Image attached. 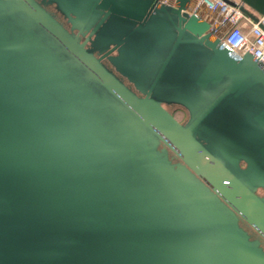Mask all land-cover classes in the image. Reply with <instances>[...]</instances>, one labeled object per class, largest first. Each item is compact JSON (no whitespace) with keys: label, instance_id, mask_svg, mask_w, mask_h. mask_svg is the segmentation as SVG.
I'll list each match as a JSON object with an SVG mask.
<instances>
[{"label":"water","instance_id":"95a60500","mask_svg":"<svg viewBox=\"0 0 264 264\" xmlns=\"http://www.w3.org/2000/svg\"><path fill=\"white\" fill-rule=\"evenodd\" d=\"M191 1L0 0V264H264V63Z\"/></svg>","mask_w":264,"mask_h":264},{"label":"built area","instance_id":"2783aa9c","mask_svg":"<svg viewBox=\"0 0 264 264\" xmlns=\"http://www.w3.org/2000/svg\"><path fill=\"white\" fill-rule=\"evenodd\" d=\"M191 10L210 22L215 28L212 37L219 38L236 58L250 53L264 63V17L254 19L240 5L227 0H196Z\"/></svg>","mask_w":264,"mask_h":264},{"label":"crops","instance_id":"0c3cea01","mask_svg":"<svg viewBox=\"0 0 264 264\" xmlns=\"http://www.w3.org/2000/svg\"><path fill=\"white\" fill-rule=\"evenodd\" d=\"M240 5L242 9L254 19L264 17V0H227Z\"/></svg>","mask_w":264,"mask_h":264},{"label":"flooded vegetation","instance_id":"af4514ba","mask_svg":"<svg viewBox=\"0 0 264 264\" xmlns=\"http://www.w3.org/2000/svg\"><path fill=\"white\" fill-rule=\"evenodd\" d=\"M105 60H106V62H108L107 59H105ZM126 81H127V80H126ZM167 108H168L170 111H172V113L174 114V116H175L179 121H181V122H183V123H185V122L187 121V119L189 118V112H188V110H187L185 107L181 106V105H169V106H167ZM179 113L184 114V115H185V118L181 119V118L178 116ZM170 153L174 156V160H175V161H181V159L178 158V157H177L172 151H170ZM243 222H244V221H243ZM244 224L246 225V227L248 228V230L251 231L250 227L246 224V222H244Z\"/></svg>","mask_w":264,"mask_h":264},{"label":"rangeland","instance_id":"374dc122","mask_svg":"<svg viewBox=\"0 0 264 264\" xmlns=\"http://www.w3.org/2000/svg\"><path fill=\"white\" fill-rule=\"evenodd\" d=\"M51 8H52V9H54V7H53V6H52ZM54 10H55V9H54ZM62 18H63V20H65V19H64V17H62ZM178 116H179L181 119L185 118V115H184V114H182V113H179V114H178ZM260 192H261L262 194L264 193V191H263L262 189H261V191H260Z\"/></svg>","mask_w":264,"mask_h":264},{"label":"bare ground","instance_id":"6f19581e","mask_svg":"<svg viewBox=\"0 0 264 264\" xmlns=\"http://www.w3.org/2000/svg\"><path fill=\"white\" fill-rule=\"evenodd\" d=\"M169 1H173V0H169ZM195 3H196V0H192L189 9H192L194 7Z\"/></svg>","mask_w":264,"mask_h":264}]
</instances>
